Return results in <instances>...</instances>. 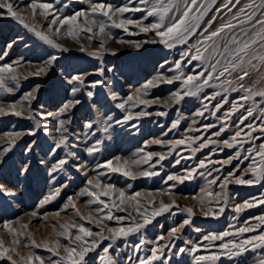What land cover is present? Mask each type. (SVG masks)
I'll use <instances>...</instances> for the list:
<instances>
[{
    "label": "rangeland",
    "instance_id": "obj_1",
    "mask_svg": "<svg viewBox=\"0 0 264 264\" xmlns=\"http://www.w3.org/2000/svg\"><path fill=\"white\" fill-rule=\"evenodd\" d=\"M9 2L17 4L18 0ZM39 2L52 3L63 15L70 16L81 10L90 12L91 7L99 3L112 4L114 8L128 6L148 9L155 0H149L148 5L139 4V0H39ZM199 2L204 3L205 0ZM249 2L250 0H241L232 12L223 9L217 13V9H221L226 0H208L210 10L201 19L194 34L190 35L187 43H175L171 48L160 43L154 31L144 33L135 25L127 26L128 30L125 31L112 27L109 22L105 35L94 29L96 34L91 40L89 36H92V33H80L77 41L64 35L62 29L61 35L53 37L67 49L61 51L42 41L13 18L0 15V67L13 65L14 74L17 76V80H12L13 73L0 74L5 77L6 88L12 89L11 92L0 89V108L7 110L15 103L18 109L23 106L24 112V115L19 117L11 113L0 115V186L14 193L9 196L6 192L0 191V236L4 238L6 246L16 247L20 256L27 257L31 253L42 257L45 264H51L50 258L57 257L43 247L25 246L29 243L25 233L32 234L39 244L45 240L57 239L55 232L61 231L59 225L64 223H83L93 232L106 227H130L134 222L143 223V219L137 216L131 205H120L126 209L125 211L111 208L113 200L119 205L116 195L101 197L108 204L107 208H104V205L87 203L93 198L81 196L80 192L86 188L99 191L87 183L89 179L94 183L98 180L101 185L112 184L117 190H123L129 196L136 192L141 193L139 199L142 212L147 209V213H151L153 208L160 206L161 200L165 204H172L175 201V205H178L173 206L169 212L155 217L152 223L139 233L117 239L107 254L103 249L112 241L104 240L99 248L89 253V257L86 258L89 264H103L99 258L101 255L110 256L113 264H140L142 259L149 258L152 248L169 241L175 247L165 249V257L154 264H195L191 254L187 252L177 254V249L200 243L201 250L196 255L219 253L221 250L218 245L222 242L203 241L204 235L231 231L234 235L225 237L223 241L228 242L264 232V226H261L257 219L264 216V203L259 202L264 199V179L249 185L237 184L234 178H229L231 182L224 189L220 187L230 172H234L238 177L252 166L251 159H244L248 149L258 148L264 144V133L259 131L260 124L264 123V117L261 115L264 113L262 107L264 97L255 95L259 91H264V65H260L258 69H249L250 75L242 82L236 79L235 74L232 76L225 74L219 79L213 78L208 85L198 90L197 95L184 96L179 104L171 99L172 94L177 91L181 94L189 90L197 92V86L202 85L204 77L186 86L184 79L188 75H197L205 68H209L210 71L207 53L204 60L189 62L190 57L196 54V48L193 46L202 39L208 22L216 17L215 23L209 29L213 31ZM29 3L30 0H23L20 5L24 16L29 15L30 9L23 5ZM193 11L195 12V9ZM145 15L146 11L127 12L122 17L117 14L114 18L117 22L119 19L142 20L143 25L159 21V17L143 19ZM51 19V16L48 17V20ZM28 22L32 23L31 20ZM36 26L38 30L47 31V21L42 16H36ZM120 40L125 43H119ZM153 40L157 42L152 43ZM101 41H104V48H100ZM136 43H140L141 47L136 48ZM197 46L203 51V45ZM82 48L85 50L82 51ZM94 52H98L99 55H92ZM52 55L57 57L55 61L50 60ZM16 61L20 63L16 64ZM177 62H181L180 69L175 68ZM214 62L212 60V63ZM41 67L45 68L44 73L39 76L32 75ZM101 68L104 70L103 75L99 72ZM208 74L209 72H205V77ZM76 75L84 79L86 87L81 86L73 97L72 89L76 85L70 83V79ZM176 76H181V79L174 80L172 84L158 79L164 77L167 80ZM228 80L232 81L231 85L226 83ZM97 81L102 83H97L93 88L92 84ZM149 81L153 82L152 85H149ZM241 83L244 85L243 88H240ZM245 89H251V92ZM88 91H92L94 95L88 97ZM30 92L33 98L29 104L24 100V96ZM216 93L219 95H215ZM113 95L116 99L112 98ZM214 95L215 99H212ZM129 96L133 97L131 101L127 99ZM243 96L251 98L244 100ZM74 98L79 99L80 103L75 105L70 113L61 115L64 104ZM225 99L228 103H223ZM143 100L149 103H141ZM120 103H125L124 109L117 107ZM218 103L223 104L219 111L216 110ZM233 104H236L238 109L234 112ZM247 109H254L253 115L240 123L242 116L247 115ZM199 111H203V116L197 115ZM142 112L147 114L139 115ZM160 112L166 115H158ZM129 113L136 118L126 120ZM69 115L71 123L65 125L68 132L58 130V120H67ZM173 122H178L175 129L171 128ZM88 123L93 125L91 129L87 127ZM250 123L257 126V130L252 132V137L258 138L250 139L242 135L238 139L246 142L236 143L232 148L223 143L225 140L231 143V137L240 129H243L244 133L250 131L247 128ZM109 125L108 131L105 132L104 128ZM205 125L214 126L205 128ZM221 128L226 130L219 136L213 135ZM33 132L34 134H30ZM10 133H20V136L13 139L9 136ZM62 135L68 137L67 145L56 148ZM155 140H161L162 143H151ZM178 140H185V143L174 144ZM209 140L214 142L207 143ZM204 143H207V147L199 148V145ZM93 147H98L99 151L89 152ZM194 148L198 150L193 152ZM238 151L241 155L236 159L235 154ZM147 153L161 154L165 159L160 160L159 155H154L151 161L144 163L143 157ZM253 156L258 162L259 156H256L255 152ZM116 157H120V160ZM60 159H66L68 163L63 169L51 172L52 165ZM125 160L130 164L132 161H141L138 166H132L133 172L147 170L159 174L151 177L136 175L133 179L104 167L108 161H112L113 166H119ZM201 161L205 162V168L199 167ZM25 167L26 172L23 171ZM192 169H195L194 174L183 183L167 181L168 175L187 176L188 171ZM216 177L219 179L210 185L209 182ZM244 178L255 179L251 173ZM173 184L175 187H171ZM208 191L214 194L213 197L207 196ZM217 193H221L219 198L215 196ZM223 193H226L227 199ZM49 197L54 198L48 203H43ZM69 198L76 201L77 208L85 216L89 213L93 217L103 216L110 210L114 216H129V213L131 216L123 223L115 219L104 221L102 224L89 223L77 217L72 207L69 206L65 210ZM201 199L205 200L203 206L199 203ZM151 200H155L156 203H149ZM245 202H252L256 206L237 213L235 207ZM97 208H104V211L98 214L95 211ZM187 208H193L195 215L189 216L183 211ZM202 208L203 211L211 208L218 214L204 216ZM220 208L224 209L222 213L219 212ZM33 212L37 215L33 216ZM57 212L59 216L55 215ZM185 219H190L192 223L181 229L178 233L180 238L169 236L170 229L179 226ZM5 223H10L13 229L20 232L18 239L21 245H12L14 237L3 227ZM23 224L29 227L21 230ZM53 225H56L55 231ZM243 226H253L257 230L244 233L243 236L236 234V230ZM196 228L200 231H195ZM72 231L75 232V229ZM104 234L110 235L107 231ZM161 235L165 237L164 240H158ZM59 239L61 244L68 243L63 237ZM185 241H191L192 244L186 245ZM204 245L208 246L207 249ZM261 257H264V248H257L255 251L245 253L242 258L221 255L216 264H238L239 260L244 258L248 264H254V261ZM13 259H18L15 253ZM0 264L10 262L0 260Z\"/></svg>",
    "mask_w": 264,
    "mask_h": 264
},
{
    "label": "snow or ice",
    "instance_id": "obj_2",
    "mask_svg": "<svg viewBox=\"0 0 264 264\" xmlns=\"http://www.w3.org/2000/svg\"><path fill=\"white\" fill-rule=\"evenodd\" d=\"M23 3V0H18L17 4H13L9 2V0H0V15H6L8 17L13 18L14 20L18 21L24 28L28 29L29 31L33 32L36 36H38L42 41L47 43L53 48L60 49L61 51H66L67 49L63 48V46L55 41L53 38L54 36L61 35V30L64 29V35L72 37L74 40L79 39L80 33H92V36H89V39H93L95 37L94 29H98L101 35H105L106 29L109 27V22L111 23L112 27L121 28L125 31L128 30L129 25H135L137 28L144 33H148L149 31H154L156 37H159V42L167 45L169 48L174 47L175 43H187L188 38L190 35L194 34L195 30L199 27L201 19L207 14L210 10L208 7V0H205L204 3H200L199 0H155V3L151 5L150 8L144 9L141 7H116L114 8L112 4L107 3H99L91 7L89 11H78L73 15H63L59 10L55 8L52 3H42L39 0H30V3L27 5H23V7L30 9V13L28 16H24L21 12L20 5ZM241 0H226V3L222 5L221 9H217V13L222 11L223 9H227L228 12H232L233 8L236 5H239ZM139 4L141 5H148L149 0H139ZM231 5V7H230ZM195 9V12L193 11ZM146 15L143 19H147L148 17H159V21L155 23H150L149 25H143L142 20H133V19H117L114 17L119 14V16H123L124 13L127 12H145ZM174 13V14H173ZM42 16L47 21V31L38 30L36 26V16ZM52 17L51 20H48V17ZM101 17H106L107 19H102ZM259 17V18H258ZM216 17H213L204 28V33H202V39L197 42V45H203V51L201 50L200 46L194 45L193 47L196 48V54L190 57V60H204L205 54L208 55L209 68H205L204 71L200 72L197 75H188L184 79V84L191 85L197 80H201L202 77V85L197 86V92H193L191 90L184 92L181 94L180 91H177L172 94L171 99L175 101V103L179 104L181 100L184 99V96H192L197 95L198 90L203 87L204 85H208L209 81L213 78L219 79L220 77H224L225 74L232 76L233 74L236 75V79L238 81H243L246 77L250 75L249 69H258L260 65H264V0H250L249 3L245 4L244 6L240 7L238 11L233 13L230 19L226 20L222 23L219 27H217L213 31H209L212 24L215 23ZM31 20L32 23L28 21ZM166 21H168L166 23ZM233 21H237V23H233ZM239 29V31H237ZM173 42V43H170ZM152 43H156V40L151 41ZM119 43H125V41L120 40ZM131 43V42H129ZM11 46V45H10ZM104 41H101L100 48H104ZM136 48H140L141 44L136 43ZM84 51L85 49H81ZM115 55V53H112ZM92 55H99L98 52L92 53ZM188 55L187 53L185 54ZM57 57L52 55L50 57L51 61H55ZM212 60L215 62L212 63ZM255 61V63H254ZM16 64H19L20 61H16ZM176 69L181 68V62H177L175 65ZM45 72V68L41 67L36 72L32 73V75L39 76ZM101 75H103V68L99 69ZM205 72H209L207 77H205ZM3 73H13L11 75L12 80H17V76L14 74L13 65H5L0 67V74ZM182 76V73H181ZM181 76H176L173 78H169L165 80L164 77H159L158 79L161 82H166L168 84H172L174 80L181 79ZM70 83L76 85L72 89V95L75 97L76 93L79 91L81 86L86 87L84 79L80 75H76L71 77ZM97 83H102V81H97L92 84V87L95 88ZM152 81H149V85H152ZM227 84L231 85L232 81H226ZM215 86V85H213ZM243 83L240 84V88H243ZM0 89H6V91L11 92V88H6L5 85V77L0 75ZM239 89H233V91H238ZM248 92H251V89H245ZM94 93L92 91L87 92L88 97H92ZM215 95H219L216 93ZM215 95L212 99H215ZM255 95H259L264 97V91H259L255 93ZM32 93H28L24 96V100L28 101L29 104L32 100ZM113 99H116V96L113 95ZM250 96H243L242 99L248 100ZM129 101L133 99L132 96L127 98ZM141 103H149L147 100L140 101ZM79 99H70L68 100L62 109L61 115L70 113V110L75 107V105L79 104ZM223 103H228L225 99ZM118 108L124 109L125 103H120L117 105ZM207 107V106H205ZM223 107V104L218 103L216 105V110ZM239 107H243V105H239ZM23 106L19 109L17 104L13 103L10 105L9 109L5 110L4 108H0V115H5L11 113L15 116H22L24 115ZM233 112L238 110L237 105H232ZM254 109H247V115L242 116L240 123H243L244 120H247L248 117L253 115ZM147 113H140L139 115H146ZM158 115H166L164 112L158 113ZM197 115L203 116V111L197 112ZM264 117V113L261 114ZM134 117L131 113H129L126 117V120H133ZM119 122V121H118ZM71 123V118L67 120L59 119L58 130L62 132H68L66 124ZM214 125H205V128L213 127ZM87 127L91 129L93 125L91 123L87 124ZM108 127L104 128V131H108ZM178 127V122H173L171 128L175 129ZM247 128L250 130L247 133H244L243 129H240L231 137L232 142L230 143L228 140L223 141V143L229 147H235L236 143L246 142L240 141L242 135H246L250 139H256L258 137H252V132L256 131L257 128L253 124H248ZM226 129L221 128L220 131L214 133L213 135L219 136L221 132L225 131ZM259 131L264 133V123H261L259 126ZM30 134H34L30 133ZM10 137L13 139L20 136V133H10ZM67 136L62 135L59 142L56 144V148H60L61 146L67 145ZM214 141L209 140L207 143H213ZM151 143L161 144V140H155ZM185 140H178L175 141L174 144H184ZM207 143L199 145V148L207 147ZM10 149H5L8 151ZM198 149L194 148L193 152L197 151ZM99 151L98 147H93L89 149V152ZM142 151V150H141ZM253 152H255L256 156H259V161L257 162L253 156ZM154 155H159V159H165L164 155L161 154H153L147 153L146 156L143 157V162L147 163L153 159ZM241 153L238 151L235 154V158L239 159ZM117 160H120V157H116ZM244 159H251L252 166L249 167L242 175L235 176L234 172H230L228 177L224 178L223 183L220 185L221 189H224L228 183H230L229 178H234V182L237 184H253L258 183L261 179H264V144L259 145L258 148H250L248 149L247 156ZM230 161H225L228 163ZM68 161L66 159H60L57 163L53 164L51 167V172H56L58 170L63 169L64 165H66ZM141 161H132L131 164L129 161L125 160L123 164L119 166H113L112 161H108L104 167H107L112 172H120L125 177H132L135 179L136 175L144 176V177H151L156 176L159 173L154 171H140V172H133L132 166L139 165ZM179 163V161H177ZM83 167V165H81ZM200 168H205L206 164L204 161H201L199 164ZM23 171H27L25 167ZM219 171V169H217ZM195 169L188 171L187 176H180V175H168L167 181H177L179 183H183L185 179H190L194 174ZM251 173L255 179H245V175ZM86 174V173H85ZM211 175V172L208 173ZM203 175V173H201ZM219 177H216L209 184H215L216 180ZM89 185H91L94 189H98L99 191H94L90 189H84L80 192L79 195L81 196H88L92 197L90 201L87 203L89 204H100L104 205V208L109 207L108 204L101 199L102 196L104 197H111L116 195L119 200V205L113 200L111 204V208H117L120 211H125V208H121L120 205H131L133 211L137 214V216L143 219V223H133L130 227H106L101 229L100 231L93 232L91 228L85 227L83 223H64L60 224L59 228L61 231H56L55 235L57 239L55 240H45L42 243H37L34 236L30 233H25L28 237V245L27 247H35L45 248L48 252L52 253L56 259H51V264H89V260L86 259L89 257V253L94 252L97 248L100 247L101 243L104 240H111L108 246L104 247L103 252L107 254L109 249L112 248L115 241L122 237H127L133 233H139L141 229L145 228L147 225L152 223V220L155 217L161 216L163 213L169 212L173 206L178 207L175 205V201L172 204H165L162 200L159 201V207L153 208L151 213H147V209L145 211H141V202L139 197L141 193L136 192L134 195H126L125 191L117 190L114 185L107 184L101 185V183L97 180L95 183L92 179L87 181ZM171 187H175L173 184ZM0 191L6 192L7 195L12 196L14 193L11 190L3 189L0 186ZM59 193L57 192L56 195ZM170 194V193H169ZM213 193L211 191L207 192L208 197H213ZM221 193L215 194L217 198H219ZM224 198L227 199L226 193H223ZM54 197H49L45 199L43 203H48ZM260 203H264V199L259 201ZM151 204H155V200L149 201ZM199 203L203 206L205 204V200L201 199ZM72 207L75 209V215L79 217L81 220H86L89 223H96L102 224L104 221L107 220H117L120 223H123L126 219L131 216H114L111 213V210L108 214L103 216L93 217L91 213L87 216L81 214L79 208H77L76 201L72 198H69V202L65 205V210L67 207ZM256 204L252 202H245L244 204L237 205L235 207V211L237 213L244 211L247 208L255 207ZM104 208H97L95 211L99 214L104 211ZM183 211H186L189 216H194L195 212L193 208H187ZM203 211V208H202ZM224 211L223 208L219 209V212L222 213ZM218 213L214 212L211 208L207 211H203L204 216H216ZM33 216H36L37 213L33 212ZM59 216V212L55 214ZM47 219V217H45ZM261 226H264V216H260L257 218ZM135 220V217H133ZM192 221L190 219H185L179 226L173 227L170 229L169 236L175 237L179 239L178 233L181 232V229L184 228L186 225H191ZM4 228L7 229L9 234L13 235L12 245L19 246L21 245V241L18 239L20 232L13 229L10 223H5L3 225ZM29 226L27 224L21 225V230L27 229ZM56 225H53V229L55 231ZM75 229V232L72 230ZM257 230L256 227L253 226H243L236 230V234L243 236L244 233L255 232ZM105 231L110 233V235H105ZM195 231L199 232L200 229L196 228ZM234 233L231 231H223L221 233H210L204 235L202 237L203 241H221L222 243L218 245V248L221 250L219 253H210L208 255H196L197 252L201 250V244L196 243L191 247H181L177 249V254H184L189 253L193 256L195 264H216L217 261L220 260L221 255L228 256L229 258H242L244 254L249 251H255L257 248H264V232H261L259 235H253L246 239L242 240H230L228 242H223L225 237L233 236ZM60 237H63L68 241L67 244H61ZM95 237V239H94ZM165 237L161 235L158 237V240H164ZM186 245L192 244L191 241H185ZM175 247L170 241L169 243L163 245H157V247L152 248L151 255L149 258L142 259L140 264H154L155 261H160L162 258L165 257V249ZM205 249H207V245H204ZM61 250L63 254H61ZM13 253L16 254L18 259H13ZM100 260L103 264H113L112 258L108 255H101ZM170 258V257H169ZM0 260H5L10 262V264H45V261L42 257L34 254H29L27 257L20 256L19 252L16 250V247L6 246L5 240L2 236H0ZM238 264H248L246 258L239 260ZM254 264H264V257L259 258L258 260L254 261Z\"/></svg>",
    "mask_w": 264,
    "mask_h": 264
},
{
    "label": "bare ground",
    "instance_id": "obj_3",
    "mask_svg": "<svg viewBox=\"0 0 264 264\" xmlns=\"http://www.w3.org/2000/svg\"><path fill=\"white\" fill-rule=\"evenodd\" d=\"M128 1V0H127ZM107 39V38H106ZM264 88V87H263ZM5 104V103H4ZM4 106V105H3ZM6 106V105H5ZM7 106H8V104H7ZM10 107V106H9ZM262 107H264V106H262ZM257 127V126H256ZM2 139V138H1ZM2 141V140H1ZM4 141V140H3ZM150 257V256H149ZM138 264V263H137Z\"/></svg>",
    "mask_w": 264,
    "mask_h": 264
}]
</instances>
